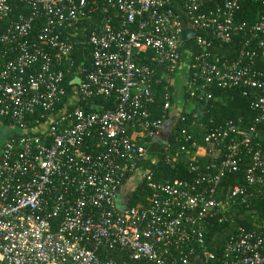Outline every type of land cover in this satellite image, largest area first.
Here are the masks:
<instances>
[{
  "label": "built area",
  "instance_id": "built-area-1",
  "mask_svg": "<svg viewBox=\"0 0 264 264\" xmlns=\"http://www.w3.org/2000/svg\"><path fill=\"white\" fill-rule=\"evenodd\" d=\"M17 1L14 14L0 0V264H264L263 221L220 251L206 243L214 221L264 195V0ZM247 1L262 9L252 24L236 20ZM95 15L77 65L73 42ZM240 34L236 57L211 52ZM189 41L201 53L183 57ZM235 89L248 126L199 124L202 145L195 122L174 129L182 106ZM155 144L188 177L156 181Z\"/></svg>",
  "mask_w": 264,
  "mask_h": 264
},
{
  "label": "trees",
  "instance_id": "trees-1",
  "mask_svg": "<svg viewBox=\"0 0 264 264\" xmlns=\"http://www.w3.org/2000/svg\"><path fill=\"white\" fill-rule=\"evenodd\" d=\"M15 1L16 8L14 10V14H16V12H22L24 8V6H22L19 1ZM173 9L178 12L180 10V6H178V4H175L174 2ZM261 11L262 9L260 5L248 1L244 2L242 4L240 12L236 15V20L238 22H248L249 24H252L258 20L259 16L261 15ZM101 19V16L99 17L98 15H95L89 17V19L82 24L81 34H79L78 39L73 42L74 49L71 54V60H73L77 65L82 62L83 55L87 53V51L85 50V44L83 43V41L86 40V36H84V33H88L93 28L94 23L99 22ZM7 23L8 22L6 20L0 21V34L6 28ZM39 30L40 27H37L33 33L37 35ZM243 39V34H240L237 38L234 39L235 41L232 44L223 47L217 46L216 48L211 49V52L218 55H227V57L234 58L236 57L234 51H239L244 46L242 41ZM253 47L254 45L251 46V48ZM189 51H191L195 55L201 53V49L196 47V45H194L190 41L183 43L181 50L182 56H186ZM231 54H233V56ZM257 67L259 70L264 71V57H260V59L257 60ZM67 87L69 88V86ZM161 96H163V92L160 91L157 95V104L159 106L162 104ZM215 96V100L201 102L198 104L195 102H190L188 106L187 104L182 106L181 113L187 119V121L186 123H182L181 121L177 122L176 127L174 129L179 130L181 128H184L186 125H191L192 122H195V125L191 127L190 132L194 134L197 144L202 145L203 136L205 133L201 131L202 129L199 127V124H204L209 127L218 126L222 122L227 120L236 121L239 117H242L244 120L242 125L248 126L250 124L254 113L250 109L249 99L243 97L239 89L228 90L226 92L217 91L215 92ZM98 103L100 104V112L113 108L112 104L105 102L102 99L98 100ZM212 104L214 105V107L210 108ZM202 111H206L205 114H203ZM195 113H198L197 118L193 117ZM210 120L213 121L212 124L209 123ZM12 136L19 137L20 135L15 131ZM150 152H154L155 154H157L156 160L153 161L151 159H146L144 161V164L148 169L149 173H152L156 181H173L179 177H188V175H186V172H183V166H180L179 170H171L165 164V156L163 155L162 150L158 144H155L154 147L150 150ZM130 204L135 205L136 199L131 198ZM251 204L252 206L250 209L255 215V217H251L252 214L250 213V209H247L244 206L239 207L238 213L236 214V217L233 220L224 221L223 223L214 221L212 223L213 225L210 226V231L206 241L207 247L210 251H220V249L224 246L225 242L231 236H233L240 227L245 229L251 228L252 224L250 222L252 219L256 222H264V195H262L261 197L254 198ZM104 255H107L109 258L114 259L121 257L120 254L115 251H112L108 254L102 253L103 257Z\"/></svg>",
  "mask_w": 264,
  "mask_h": 264
},
{
  "label": "water",
  "instance_id": "water-1",
  "mask_svg": "<svg viewBox=\"0 0 264 264\" xmlns=\"http://www.w3.org/2000/svg\"><path fill=\"white\" fill-rule=\"evenodd\" d=\"M193 36H195V33L193 32V31H185L184 33H183V35H182V39H183V41H186L187 39H189V38H191V37H193ZM74 82L75 83H79L80 81H79V78H76L75 80H74Z\"/></svg>",
  "mask_w": 264,
  "mask_h": 264
}]
</instances>
